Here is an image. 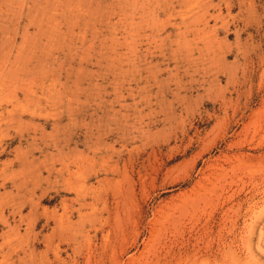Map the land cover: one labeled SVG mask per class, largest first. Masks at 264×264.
Here are the masks:
<instances>
[{"label":"rangeland","instance_id":"rangeland-1","mask_svg":"<svg viewBox=\"0 0 264 264\" xmlns=\"http://www.w3.org/2000/svg\"><path fill=\"white\" fill-rule=\"evenodd\" d=\"M0 264H264V0H0Z\"/></svg>","mask_w":264,"mask_h":264}]
</instances>
